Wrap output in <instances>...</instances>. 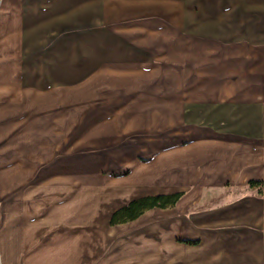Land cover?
I'll return each mask as SVG.
<instances>
[{
	"label": "crops",
	"instance_id": "1",
	"mask_svg": "<svg viewBox=\"0 0 264 264\" xmlns=\"http://www.w3.org/2000/svg\"><path fill=\"white\" fill-rule=\"evenodd\" d=\"M48 14H165L157 26L172 38L167 60L181 68L168 71L166 91L147 92L161 138L144 151L150 162L132 161L113 209L110 188L101 199L78 184L64 200L62 189L36 183L21 196L33 167L9 154L13 162L0 166V264H264V0H0V60L15 56L27 26H48L40 17ZM13 89L20 93L0 87L8 102L0 107H14ZM123 95L121 110L140 108L136 94ZM133 124L125 132L138 131ZM177 193L173 208L111 224L134 201Z\"/></svg>",
	"mask_w": 264,
	"mask_h": 264
},
{
	"label": "rangeland",
	"instance_id": "2",
	"mask_svg": "<svg viewBox=\"0 0 264 264\" xmlns=\"http://www.w3.org/2000/svg\"><path fill=\"white\" fill-rule=\"evenodd\" d=\"M40 17L48 26H27L24 34L20 30L24 38L16 44L15 56L0 60V87L10 84L21 89L20 93L13 89L18 98L14 107H0V166L10 165L13 161L8 156L16 152V160L33 167L32 184L18 192L21 196L36 183H47L62 189L65 200L79 184L95 187L101 199L112 192L113 209L122 198V183L132 174V161L150 162L146 158L150 151H144L161 138L151 132L147 92L157 87L166 91L168 71L181 68L167 60L165 40L172 38L166 26H157L169 16ZM88 22L92 26H84ZM93 34L100 37L89 43L88 36ZM103 40L109 44L103 45ZM89 60H95L91 69H87ZM122 89L137 95L142 103L138 110H121L122 103L129 101L121 96ZM7 103L6 97L0 98V104ZM132 122L140 125L138 131L125 132ZM135 150H143V158ZM104 188L111 192L101 191ZM12 199L1 203L13 204Z\"/></svg>",
	"mask_w": 264,
	"mask_h": 264
},
{
	"label": "trees",
	"instance_id": "3",
	"mask_svg": "<svg viewBox=\"0 0 264 264\" xmlns=\"http://www.w3.org/2000/svg\"><path fill=\"white\" fill-rule=\"evenodd\" d=\"M260 185L261 184L258 182H251L249 184L250 188H254ZM183 196L184 193H177L169 196L148 197L134 201L114 213L111 220V224L113 226H116L119 224L132 222L151 209L173 208L179 203Z\"/></svg>",
	"mask_w": 264,
	"mask_h": 264
}]
</instances>
